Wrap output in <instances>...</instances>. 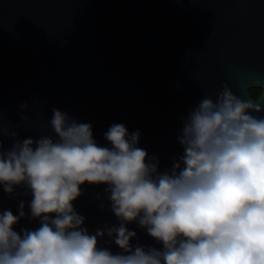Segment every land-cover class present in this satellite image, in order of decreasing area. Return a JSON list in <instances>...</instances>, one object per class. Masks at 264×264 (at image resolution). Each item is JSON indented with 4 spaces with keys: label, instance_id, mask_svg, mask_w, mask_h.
<instances>
[{
    "label": "water",
    "instance_id": "water-1",
    "mask_svg": "<svg viewBox=\"0 0 264 264\" xmlns=\"http://www.w3.org/2000/svg\"><path fill=\"white\" fill-rule=\"evenodd\" d=\"M224 83L264 97V0H0V113L20 139L50 135L59 109L91 124L99 146H110L113 124L139 131L138 146L165 172L183 155L181 117ZM106 187L84 184L74 202L92 234L120 223ZM21 201L14 230L37 229L28 189L0 185V212L18 216ZM127 227L133 246L162 248L137 222ZM99 246L122 251L107 234Z\"/></svg>",
    "mask_w": 264,
    "mask_h": 264
},
{
    "label": "clouds",
    "instance_id": "clouds-1",
    "mask_svg": "<svg viewBox=\"0 0 264 264\" xmlns=\"http://www.w3.org/2000/svg\"><path fill=\"white\" fill-rule=\"evenodd\" d=\"M246 95L228 83L215 99L204 95L181 117L183 155L165 172L138 146L140 132L123 124L105 133L110 146H99L91 124L53 109L50 135L20 139L0 113V185L10 195L26 187L40 221L14 230L26 216L23 201L18 216L0 212V264H264V116L252 114L264 112V97ZM84 184L107 186L118 226L95 234L83 227L74 202ZM132 222L162 248L133 246ZM105 234L120 253L99 246Z\"/></svg>",
    "mask_w": 264,
    "mask_h": 264
},
{
    "label": "trees",
    "instance_id": "trees-1",
    "mask_svg": "<svg viewBox=\"0 0 264 264\" xmlns=\"http://www.w3.org/2000/svg\"><path fill=\"white\" fill-rule=\"evenodd\" d=\"M262 93V88H251L250 94L254 99H257Z\"/></svg>",
    "mask_w": 264,
    "mask_h": 264
}]
</instances>
